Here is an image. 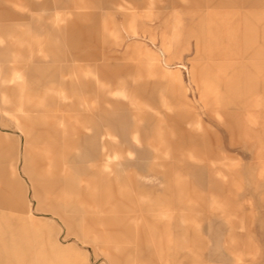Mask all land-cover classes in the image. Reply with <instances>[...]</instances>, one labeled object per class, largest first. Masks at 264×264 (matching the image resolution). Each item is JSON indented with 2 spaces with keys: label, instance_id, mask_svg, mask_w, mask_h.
Here are the masks:
<instances>
[{
  "label": "rangeland",
  "instance_id": "374dc122",
  "mask_svg": "<svg viewBox=\"0 0 264 264\" xmlns=\"http://www.w3.org/2000/svg\"><path fill=\"white\" fill-rule=\"evenodd\" d=\"M55 1L0 0V103L21 114L30 70L43 102L28 142L0 111L7 261L138 235L144 264H264V0Z\"/></svg>",
  "mask_w": 264,
  "mask_h": 264
},
{
  "label": "crops",
  "instance_id": "0c3cea01",
  "mask_svg": "<svg viewBox=\"0 0 264 264\" xmlns=\"http://www.w3.org/2000/svg\"><path fill=\"white\" fill-rule=\"evenodd\" d=\"M48 2V1H47ZM53 3V9H57V6H55L56 1L52 0ZM50 8V7H49ZM30 34L28 33H24L20 38H15L16 41V51L13 53V55L11 56L12 59H18L20 57H22L24 59V61H28L30 60L31 54L33 52V45H32V40L30 38ZM32 46V47H31ZM50 51L53 52V56L54 57H65V54H59L58 52H61V48L59 46V44L57 43L56 45H52V47H50ZM54 52H56V55L54 54ZM4 59L3 56L0 54V78L2 79V75H3V71H4ZM69 73V79L72 85V77H71V73ZM64 74V73H62ZM46 75V74H44ZM28 77V83L26 84V87H23V98L25 100V104L23 103V109L21 110V114H9L3 107V105L0 103V111L2 113L3 118L1 119V123L4 125L5 123V118L7 117H11L17 127L22 131V133L25 135L26 137V141L28 142V140L32 137V131L34 128V124L38 121V119L36 117H33L31 115V112L33 110H35V108H39L41 106H43V102L40 98H38L36 96V84L39 83V81L41 80V77L37 76V74L35 72H33L32 70H30L27 74ZM71 88V86H70ZM63 97L65 96V90L62 89L61 90ZM1 97H3V95H1ZM69 97V96H68ZM72 97V95L70 96ZM64 106H65V101H63ZM24 226L27 227H31V222H27L23 224ZM132 239V240H131ZM137 239V240H135ZM116 243L115 246H111V247H107L101 246V250H102V254L103 257L105 258V261L107 264H144V250H143V244L140 242L139 240V236L137 235H127L124 236V238H120L118 239L116 237V240L114 241ZM124 243H132L131 245H123ZM59 245V244H58ZM18 245H16L15 243H13L10 240H7V238H5L4 233L0 230V258H2V256L6 259L7 257H10V254L13 252L11 249L17 248ZM158 256L161 260H164L166 256V250L163 249V247L160 246V248H158ZM9 253V256L6 255V253ZM1 253L3 255H1ZM63 250L61 249L60 245H59V250L56 252V256L57 257H63ZM4 263H8L10 264V262L7 261V259L5 261H3ZM75 262V261H74ZM3 263V264H4ZM0 264H2L1 259H0Z\"/></svg>",
  "mask_w": 264,
  "mask_h": 264
},
{
  "label": "bare ground",
  "instance_id": "6f19581e",
  "mask_svg": "<svg viewBox=\"0 0 264 264\" xmlns=\"http://www.w3.org/2000/svg\"><path fill=\"white\" fill-rule=\"evenodd\" d=\"M129 29L131 32H134V28H133V19H131L130 23H129Z\"/></svg>",
  "mask_w": 264,
  "mask_h": 264
}]
</instances>
